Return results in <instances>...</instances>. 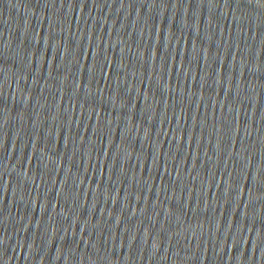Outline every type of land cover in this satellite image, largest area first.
Here are the masks:
<instances>
[{
	"label": "water",
	"instance_id": "water-1",
	"mask_svg": "<svg viewBox=\"0 0 264 264\" xmlns=\"http://www.w3.org/2000/svg\"><path fill=\"white\" fill-rule=\"evenodd\" d=\"M0 264H264V0H0Z\"/></svg>",
	"mask_w": 264,
	"mask_h": 264
}]
</instances>
